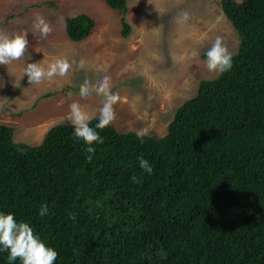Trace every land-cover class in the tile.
I'll return each mask as SVG.
<instances>
[{"label":"trees","instance_id":"obj_1","mask_svg":"<svg viewBox=\"0 0 264 264\" xmlns=\"http://www.w3.org/2000/svg\"><path fill=\"white\" fill-rule=\"evenodd\" d=\"M220 8L237 47L162 135L97 116L30 145L0 123V264H264V0ZM64 23L74 42L95 26Z\"/></svg>","mask_w":264,"mask_h":264},{"label":"rangeland","instance_id":"obj_2","mask_svg":"<svg viewBox=\"0 0 264 264\" xmlns=\"http://www.w3.org/2000/svg\"><path fill=\"white\" fill-rule=\"evenodd\" d=\"M78 13L95 26L74 42L64 18ZM0 23V123L30 145L54 124L97 116L160 136L237 47L220 0H127L125 12L104 0H0Z\"/></svg>","mask_w":264,"mask_h":264}]
</instances>
